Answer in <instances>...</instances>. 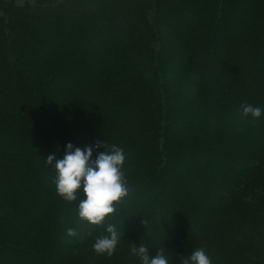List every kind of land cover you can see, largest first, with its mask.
<instances>
[{
  "label": "trees",
  "instance_id": "obj_1",
  "mask_svg": "<svg viewBox=\"0 0 264 264\" xmlns=\"http://www.w3.org/2000/svg\"><path fill=\"white\" fill-rule=\"evenodd\" d=\"M242 104L264 109V0H0V264H139L132 243L264 264V112ZM100 140L128 194L92 226L44 158Z\"/></svg>",
  "mask_w": 264,
  "mask_h": 264
},
{
  "label": "clouds",
  "instance_id": "obj_2",
  "mask_svg": "<svg viewBox=\"0 0 264 264\" xmlns=\"http://www.w3.org/2000/svg\"><path fill=\"white\" fill-rule=\"evenodd\" d=\"M240 110L242 116L253 119H258L264 112L261 107L251 104H242ZM124 160L122 148L115 144L108 146L103 140L83 148L74 147L69 142L64 146L62 158L57 159L55 152L44 158L55 172V195L70 203L78 201L75 208L77 217L92 226L104 224L106 218L117 211L116 205L128 194L122 171ZM104 232L94 239L92 249L98 255L110 256L123 233L111 223L105 224ZM76 235L73 229L66 231L69 238ZM129 251L139 264H169L163 249L150 255L146 245L132 243ZM180 264H211V260L203 248H198L187 257H182Z\"/></svg>",
  "mask_w": 264,
  "mask_h": 264
},
{
  "label": "rangeland",
  "instance_id": "obj_3",
  "mask_svg": "<svg viewBox=\"0 0 264 264\" xmlns=\"http://www.w3.org/2000/svg\"><path fill=\"white\" fill-rule=\"evenodd\" d=\"M168 20H169V22H171V19L170 18H167ZM163 20H164V17H163ZM167 21V20H166ZM168 22V21H167ZM168 29V28H167ZM108 30V29H107ZM169 33H170V35L172 34V32L171 31H169ZM176 34V33H175ZM176 37H177V34H176ZM174 43H176V41H173L172 42V44H174ZM175 50H174V55H177V48H174ZM176 77V74H175V76H174V80L172 81V82H174V85H175V87H177L179 84H177L176 83V81L175 80H177V78H175ZM179 107H180V109H179ZM183 107H185V105H181L180 103L179 104H175V110L176 111H178V114L179 113H182L181 112V109L183 108ZM180 110V111H179ZM181 121V122H180ZM179 121V124L177 125V129H178V131H182V130H184V128H185V122H184V119L183 120H180ZM214 156H217L218 155V153L217 152H215V151H212L211 152ZM186 155H188V154H186ZM213 159H217V157H215V158H213ZM178 161H180V160H178ZM178 165V164H177ZM180 165H182V164H180ZM214 167H216V166H214V164H212V165H210V163L208 164V169H211L212 171H216V169L217 168H214ZM181 168H179V170H180ZM156 195H158V194H156ZM160 195H161V193H160ZM158 197H161V196H159L158 195ZM236 234H239V238L241 237V236H247L246 237V239L249 237V235H250V232H249V230H245L244 228H239V230H238V232L236 233ZM203 244V243H202ZM182 245V244H181ZM179 248H180V246H179ZM184 249L185 250H187L186 249V245H185V247H184ZM185 250H183V252L180 254V255H182V254H184V255H182V256H179V255H177L176 257V259H177V264H180V260H181V258L182 257H185V255H187L186 253H187V251H185ZM170 252H168V254H169ZM179 256V257H178ZM54 264H58V263H54ZM117 264H123V263H117Z\"/></svg>",
  "mask_w": 264,
  "mask_h": 264
}]
</instances>
